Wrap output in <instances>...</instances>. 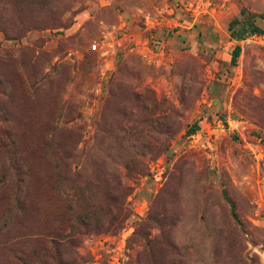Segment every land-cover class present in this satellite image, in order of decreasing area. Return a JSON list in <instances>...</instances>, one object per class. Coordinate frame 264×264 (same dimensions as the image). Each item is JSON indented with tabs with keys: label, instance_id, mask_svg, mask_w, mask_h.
I'll return each mask as SVG.
<instances>
[{
	"label": "rangeland",
	"instance_id": "1",
	"mask_svg": "<svg viewBox=\"0 0 264 264\" xmlns=\"http://www.w3.org/2000/svg\"><path fill=\"white\" fill-rule=\"evenodd\" d=\"M247 20L264 0H0V264H264Z\"/></svg>",
	"mask_w": 264,
	"mask_h": 264
},
{
	"label": "trees",
	"instance_id": "2",
	"mask_svg": "<svg viewBox=\"0 0 264 264\" xmlns=\"http://www.w3.org/2000/svg\"><path fill=\"white\" fill-rule=\"evenodd\" d=\"M236 22H233V25ZM239 23V22H238ZM244 25V26H243ZM264 34V31L260 28V26L255 25L254 21L247 20L242 24L241 30L238 32L237 40L242 41L245 39L246 36H253V35H259ZM241 54V46H237L233 52L232 57V63L234 65L237 64V59L239 58ZM199 130V125L196 123L194 126L189 130L188 135L192 136Z\"/></svg>",
	"mask_w": 264,
	"mask_h": 264
},
{
	"label": "built area",
	"instance_id": "3",
	"mask_svg": "<svg viewBox=\"0 0 264 264\" xmlns=\"http://www.w3.org/2000/svg\"><path fill=\"white\" fill-rule=\"evenodd\" d=\"M95 48H97V46L95 45ZM242 129H244V128H242Z\"/></svg>",
	"mask_w": 264,
	"mask_h": 264
}]
</instances>
